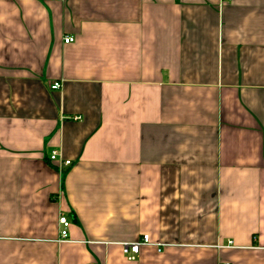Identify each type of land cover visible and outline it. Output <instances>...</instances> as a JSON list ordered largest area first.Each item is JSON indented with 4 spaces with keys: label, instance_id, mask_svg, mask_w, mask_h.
I'll list each match as a JSON object with an SVG mask.
<instances>
[{
    "label": "crops",
    "instance_id": "0c3cea01",
    "mask_svg": "<svg viewBox=\"0 0 264 264\" xmlns=\"http://www.w3.org/2000/svg\"><path fill=\"white\" fill-rule=\"evenodd\" d=\"M0 264H264V0H0Z\"/></svg>",
    "mask_w": 264,
    "mask_h": 264
},
{
    "label": "built area",
    "instance_id": "2783aa9c",
    "mask_svg": "<svg viewBox=\"0 0 264 264\" xmlns=\"http://www.w3.org/2000/svg\"><path fill=\"white\" fill-rule=\"evenodd\" d=\"M63 42L65 44H69L73 42V38L71 37H66L64 38ZM61 88V83L60 82H54L51 84L50 89L52 91L59 90ZM75 120H79L80 118H74ZM49 160L51 162H57L61 166H69L70 161L67 160H62L61 156L59 155L58 152L53 151L50 154ZM58 225L60 227V232H59V239L60 240H66L68 237V228L70 226V221L68 218L63 216L62 214L59 215L58 218ZM147 245H152L149 236L148 235H143L141 239L137 242L134 243H129V244H123L122 245V252L123 255L128 259V260H133L135 256L138 254L140 247L142 246H147Z\"/></svg>",
    "mask_w": 264,
    "mask_h": 264
}]
</instances>
